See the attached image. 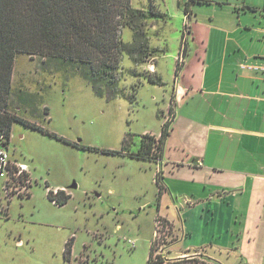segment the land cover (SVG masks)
<instances>
[{"label": "crops", "instance_id": "0c3cea01", "mask_svg": "<svg viewBox=\"0 0 264 264\" xmlns=\"http://www.w3.org/2000/svg\"><path fill=\"white\" fill-rule=\"evenodd\" d=\"M173 1L176 10L189 9L183 14V28L189 16L191 35L185 62L178 71L176 57L182 36L172 55L174 73L171 83L168 81L171 92L164 95L166 110L171 105L174 112L162 145V187L154 182L158 163L140 156L141 143L133 149L129 146L99 149L100 153L117 158L112 179L102 173L98 182L108 185L104 189L108 197L114 196L113 200H107L110 207L120 206L132 212L146 210L150 214L153 223L147 221L143 235L149 255L157 219L162 217L169 224L168 238H173L165 250L171 259L193 253L218 264H264V69L261 68L264 66V0ZM135 7L155 8L163 17L161 21L159 17L147 19L152 24L145 38L150 39L153 50L145 65H135L165 84L161 59L166 48H161L154 39L167 28L165 18L170 15V5L166 0H138ZM158 49L163 51L162 55L157 54ZM245 63L259 68H242L241 64ZM142 75L135 73L133 77L146 81ZM12 138L11 131L9 142ZM122 166L126 168L123 172ZM30 171L36 180L34 185L39 186ZM91 174H94L92 169L86 179ZM144 174L149 184L141 190L139 181ZM126 182L134 185L129 190H140L134 193L135 203L129 201V194L125 193V198L122 193L121 186ZM34 185L28 195L15 196L6 203L0 190V249L12 244L20 249L26 242L23 235L28 248L33 249L34 236L31 232L23 233V226H28L41 211L40 203H49L46 186L68 187L67 182L47 180L44 191L39 192ZM68 188L69 199L61 205L64 207L77 195L74 190L78 184L74 182ZM102 192L96 193L94 200L103 202ZM86 195L91 198L89 193ZM29 205L35 208L28 210ZM162 226L169 229L165 223ZM116 227L122 229L120 224ZM73 234L64 239L65 246L72 239L71 253L65 260L85 261L82 254L76 256L78 235L72 238Z\"/></svg>", "mask_w": 264, "mask_h": 264}, {"label": "rangeland", "instance_id": "374dc122", "mask_svg": "<svg viewBox=\"0 0 264 264\" xmlns=\"http://www.w3.org/2000/svg\"><path fill=\"white\" fill-rule=\"evenodd\" d=\"M137 1L129 0L131 8L141 9V7H135ZM166 1L170 5V15L165 18L168 25L165 32L154 39L161 48H166L165 57L161 59V71L166 82L160 88L144 79L142 82L134 79L135 73L148 74L149 71H144L139 65L146 64L150 58L148 50L150 52L153 49L150 48L148 38L145 43L147 51L141 55L136 52L132 54L127 52L125 47L132 45L135 30L123 24L124 19L121 15H118L115 20L120 22L119 40L122 50L119 52L115 49L111 57V62L117 55L119 57L117 68L113 72V79L117 86L115 94L116 89L108 93L113 90L108 87L109 81H105L106 92L98 94L95 91L92 80L90 82L95 75L92 68L86 75L79 68L73 67L74 63L59 67L60 63L50 56L18 54L12 79L13 110L39 127L35 128L22 122L13 124V138L7 144L10 158L17 159L30 167L39 181V186L33 184L34 189L39 192L44 191L47 180L49 183L53 180L67 182L68 187L76 182L78 188L74 190L77 195L65 207L53 204L48 198L49 203H40L41 211L32 217L28 226H23L25 228L23 233L33 234L34 248H28L26 235H23L26 242L20 249H17L14 244L12 247L0 249V264H147L148 256L152 264H159L169 257L167 251L160 252L162 241L158 239L156 241L154 239L149 255L143 235L145 228L148 227L147 221L150 220V223H153L150 214L146 210L132 212L120 206L110 207L111 204L107 200L108 198L113 200L114 196L108 197L107 191L104 190L108 185L98 182L102 173L112 179V169L117 158V156L102 154L99 149H120L121 146H129L133 149L140 145L142 136H146L148 140L153 138L150 142L153 147L152 153L155 155L157 150L155 146L160 144L158 137L162 138L160 136L163 125L172 115L171 105L169 110H166L167 99L164 95L167 96L171 92L170 79L174 73L172 55L179 47L183 17L187 12L176 10L173 0ZM116 4L121 3L116 2ZM162 18L159 17L160 21ZM151 24L150 20L143 21V26L139 28L142 31L139 39L146 37ZM156 51H158L157 54L163 53L159 49ZM136 63L139 65L136 66ZM132 83L137 84L136 91L131 86ZM98 85L105 88L103 82ZM151 133L156 138L152 137ZM91 169L94 170V174L86 179ZM125 170V166H122L121 172ZM155 177L154 174V180ZM90 183L92 185H89ZM1 184L0 181V190H2ZM148 184L144 174L143 179L139 181L141 190ZM129 186L134 185L131 182L123 184L122 193L124 197L125 193L129 194V201L135 203L134 193L140 190L137 188L129 190ZM68 187H65L66 193L63 191L59 194V200L67 196ZM153 188L152 190L155 191L156 185H153ZM101 190H103V202L94 200L96 193ZM86 193H89L91 198L87 197ZM8 200L9 198L4 196V202ZM30 208L33 210L35 207L29 205L28 210ZM160 219L163 218L160 217ZM164 223L169 225L166 219ZM117 224H120L122 229L117 228ZM165 229L166 227L162 226L157 231L160 238ZM71 233H74L72 238L78 235L75 240L76 256L80 257L82 254L85 261L72 258V261L66 262L63 256L64 239ZM172 239L163 244V250H166ZM71 240L66 241L70 247H72ZM130 241H134L135 246ZM158 259L160 261L156 262ZM166 264L218 263L192 253L188 257L175 259L174 262L169 261Z\"/></svg>", "mask_w": 264, "mask_h": 264}, {"label": "trees", "instance_id": "16d2710c", "mask_svg": "<svg viewBox=\"0 0 264 264\" xmlns=\"http://www.w3.org/2000/svg\"><path fill=\"white\" fill-rule=\"evenodd\" d=\"M188 10L185 9L186 12ZM118 15L124 19L123 24L135 30L132 45L124 46L127 52L141 55L147 51V39H139L142 33L139 28L143 26L144 20L160 17L155 8H131L129 0H0V134L4 136L3 143L8 144L15 122L39 127L13 110V70L20 53L50 56L60 63L59 67L74 63L73 67L79 68L86 75L92 68L95 75L90 82L92 80L95 91L98 94L106 92L105 81H109L108 87L113 90L108 93L115 89L114 94L117 93L113 72L117 68L119 57L117 55L112 62L111 57L115 49L119 52L122 50L119 40L120 22L115 20ZM143 76L149 83L163 85L161 79L150 72ZM102 82L105 88L98 85ZM137 87L134 86V91ZM168 125L167 121L163 125L162 138L159 140L160 144L155 146V155L150 142L153 138L148 140L146 136H142L140 156L156 161L162 157L163 141L169 132ZM68 199L69 196L60 199V205L65 204ZM71 249L66 244L65 259Z\"/></svg>", "mask_w": 264, "mask_h": 264}, {"label": "built area", "instance_id": "2783aa9c", "mask_svg": "<svg viewBox=\"0 0 264 264\" xmlns=\"http://www.w3.org/2000/svg\"><path fill=\"white\" fill-rule=\"evenodd\" d=\"M190 35V21H189V16L186 17V21L184 24V28H183V37H182V43H181V47L180 50L178 52V55L176 57L177 59V68H179V66H181L186 59L187 56V46H188V38ZM242 68H248V69H256L259 68L258 66L255 65H249V64H241ZM262 69H264V66L261 67ZM172 110V109H171ZM173 110L171 111L172 115H170V118H167V122L169 123L168 125V130H170L171 128V124H172V116H173ZM151 135L153 137L156 138L155 135H153L151 133ZM162 137V134L161 136ZM158 139H160L158 137ZM2 141L4 140V136L3 134H0V181L2 182L1 186H2V192L4 194L5 197H8L9 200L15 196L21 195V196H26L28 195L30 188L33 186V184L36 182V180L32 177L31 175V171L29 169V167L26 164H22L19 163L17 161H14L10 158V154L8 149L6 148L5 143H3ZM157 162L159 164V167L157 168V170L155 171V180L154 182L157 184H160L161 186V181H162V169H163V160L162 157H160L159 159H157ZM46 190H47V196L50 199V201L55 204V205H60L59 203V199L58 196L61 192H65L67 191V189L65 187H52V186H46ZM22 193L24 195H22ZM163 220H161L160 218L157 219V224L159 225L158 227H156V236H155V241L158 239V241H162V245H160V252L164 253L165 250H163V244H165L167 241H169V232H170V228L167 230L165 229L164 234L162 233L161 236L162 238H160L157 234V231L162 227L163 224ZM169 231L167 234H165V232ZM154 241V242H155ZM132 243V245H135L134 241H130ZM175 259H171V258H165L163 259L162 262H160L159 264H166L169 261L174 262ZM160 261L159 259L156 261L158 262ZM151 263V261H150ZM152 264V263H151Z\"/></svg>", "mask_w": 264, "mask_h": 264}]
</instances>
